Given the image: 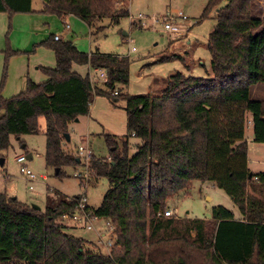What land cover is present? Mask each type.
<instances>
[{
  "label": "trees",
  "instance_id": "16d2710c",
  "mask_svg": "<svg viewBox=\"0 0 264 264\" xmlns=\"http://www.w3.org/2000/svg\"><path fill=\"white\" fill-rule=\"evenodd\" d=\"M41 1L42 12L77 15L90 28L106 16L118 21L130 15L127 0ZM33 2L0 0V13H32ZM221 2L209 0L201 16L216 9L207 77L178 71L155 92L128 94L129 57L86 53L50 35L40 43L55 54L54 67H40L47 79H29L25 91L8 98L1 85L0 152L9 149L12 137L39 133L44 117L46 163L59 176L82 163L78 150L66 149L65 134L89 114L95 95L126 100L129 134L121 144L106 135L109 158L93 154L89 160L94 179L110 183L93 210L114 226L111 251L90 249L92 241L60 221L76 211L80 196L50 193L46 207L37 209L0 191V264H264V172L249 169L246 138L250 120L255 141L264 143V100L251 98V87L264 82V28L257 31L262 21L253 16L252 0ZM75 64L103 68L108 80L93 84ZM130 135L141 141L133 155ZM194 181L225 190L240 217L222 205L213 207L208 220L159 215L170 200L188 195Z\"/></svg>",
  "mask_w": 264,
  "mask_h": 264
},
{
  "label": "rangeland",
  "instance_id": "374dc122",
  "mask_svg": "<svg viewBox=\"0 0 264 264\" xmlns=\"http://www.w3.org/2000/svg\"><path fill=\"white\" fill-rule=\"evenodd\" d=\"M208 2L209 0H127L124 4L129 8L130 15L118 21L106 16L89 28L79 16L68 17L67 22L72 29L64 39L73 41L86 53L100 51L129 57L130 80L124 86V92L132 95L155 92L164 86L170 75L178 71L194 76L210 75L211 54L207 43L216 23V9L207 18L201 19ZM226 2L227 0H222L220 6ZM121 6L120 3L117 5L118 8ZM33 8L32 13L12 16L0 13V87L3 84L2 95L5 98L25 91L28 79L45 81L47 76L40 67H54L56 64L54 51L40 43L51 34L64 31L62 20L57 15L42 12L41 0H34ZM172 10H181L187 17L178 21L182 29L179 34L164 30L161 20L153 22L154 18H160ZM140 13L144 15V24L136 21ZM252 13L262 21L257 28L259 31L264 28V0H252ZM134 21L139 26L133 25ZM133 47L135 50H132ZM167 56L170 58L162 60ZM74 70L84 76L89 73L90 78L97 79L96 83H103L98 72L88 65L75 64ZM251 98L264 100V82L251 87ZM126 107L125 99L105 94L95 95L89 114L70 125L71 138L66 140V149L76 152L80 145H88L95 156H109L106 135L115 137L121 144L123 137L129 134ZM251 123L249 120L246 129L248 166L252 173L264 172V143L255 141ZM39 125V133L25 134L20 140L12 137L9 149L0 152V158L5 159L4 164H0V191L18 197L21 201L37 204L42 209L46 207L50 193L67 198L86 195L89 206L97 208L110 187L109 181L105 177L94 179L89 171V183L86 185V182L74 175L76 171L85 173L83 161L76 167H65L63 176L57 175L56 169L46 163L44 117L39 118ZM129 140L130 155H133L141 141L132 135ZM23 144L25 147H22ZM30 153L33 158L27 159L26 163L38 176L33 182L22 175L17 161L20 155ZM30 184L34 185L33 189H30ZM218 205L239 213L232 197L212 181H194L188 195L169 201V208L175 210L176 216L181 218L211 219L212 209ZM102 223V220H96L94 225L100 228ZM72 227L74 228L70 230L74 235L96 240L94 230ZM110 235L111 233H106L105 239ZM96 246L94 243L88 245L90 249L98 250L100 247ZM101 250L105 251L103 247Z\"/></svg>",
  "mask_w": 264,
  "mask_h": 264
},
{
  "label": "built area",
  "instance_id": "2783aa9c",
  "mask_svg": "<svg viewBox=\"0 0 264 264\" xmlns=\"http://www.w3.org/2000/svg\"><path fill=\"white\" fill-rule=\"evenodd\" d=\"M164 18V21H163ZM144 19V15L143 14H139L136 21L138 22H142V20ZM184 20L187 19L186 15L184 14L183 11L181 10H172L170 12H168L165 15H162L160 18H154L153 22H159L160 20L163 22L164 24V30H166L169 33L172 34H179L181 33L182 29H181V24L178 22L179 20ZM143 24L145 22H142ZM66 28H70V24L66 23L65 24ZM55 39L59 40L61 39V35L57 34L55 35ZM132 50H135V48L133 47ZM98 72V76L103 80V82L108 80V76L107 73L105 71V69L103 68H96L95 69ZM91 82L93 84H95L97 79H92V77L90 78ZM113 95H117L118 91L114 90L112 92ZM78 154L79 157L81 159V161H83L84 165H85V173H82L81 171H76L74 173V175L78 178H81L83 180V182L88 185L89 183V160L91 158V156L93 155L92 150L89 148L88 145H80L78 147ZM27 159L28 157L26 155H20L17 158V161L20 164V172L22 173V175L30 182L36 181L38 179L37 174L27 165ZM1 174V173H0ZM30 189L34 188L33 184H30ZM159 215H163L166 217H170V216H174L177 215L176 211L173 210L172 208H168L166 211L164 212H159ZM96 220H102V225L100 226V228H96L94 225V222ZM60 221L63 222L64 224H68V225H73L75 227H83L87 230H94L96 233V240H94L95 244L98 247H103L105 249V251L110 252L111 249L115 246L116 242H115V236H114V226L113 224L106 220V219H101L99 217H97L94 213V210L91 206H89V204L87 203V197L86 195H81L79 198V201L77 203V207H76V211L73 213H64L62 214V216L60 217ZM106 233H111V235L105 239V235ZM96 246V247H97Z\"/></svg>",
  "mask_w": 264,
  "mask_h": 264
},
{
  "label": "crops",
  "instance_id": "0c3cea01",
  "mask_svg": "<svg viewBox=\"0 0 264 264\" xmlns=\"http://www.w3.org/2000/svg\"><path fill=\"white\" fill-rule=\"evenodd\" d=\"M70 16H72V14H68V15L64 16L63 18H61L62 23H63V26H64V31H62V32H58V33H55V34H51V35H54V36H55V35H57V34H60V35H61V39H64V37L67 35V33L70 32L71 29H72V26H71L70 23H69V24H70V28H66V27H65V24L68 23V22H67V21H68L67 18L70 17ZM82 20H83V19H82ZM89 28H90V27H89ZM0 37H1V36H0ZM64 40H65V39H64ZM42 67H43V66H42ZM46 67H49V66H46ZM28 80H29V79H28ZM31 80H32V79H31ZM35 82H36V81H35ZM250 122H251V121H250ZM251 125H252V123H251ZM16 139H17V140H20L21 138H16ZM247 141H248V139H247ZM30 154L32 155V153H30ZM26 156H28V155H26ZM32 158H33V155H32ZM32 158H31V159H32ZM106 158H109V156H107ZM193 183H194V182H193ZM193 183H192V184H193ZM170 208H171V207H170ZM234 213H235V212H234ZM235 215H236V217H238V218L240 217V213H238V214L235 213ZM72 226H73V225H72ZM90 241H92V243L95 242L94 240H90Z\"/></svg>",
  "mask_w": 264,
  "mask_h": 264
},
{
  "label": "water",
  "instance_id": "95a60500",
  "mask_svg": "<svg viewBox=\"0 0 264 264\" xmlns=\"http://www.w3.org/2000/svg\"><path fill=\"white\" fill-rule=\"evenodd\" d=\"M78 121H79V118L76 119V122H78ZM65 136H66V140L69 141L70 138H71V137H70V134H69V133H66ZM22 147H25V144H23ZM27 157H28V159H31V158H32V155H31V154H28ZM78 161H81V159H78ZM4 162H5V159H4V158H0V164L3 165ZM58 171H59V170L56 169V173H57ZM251 175H252V174H251ZM32 206L35 207V208H37V209H40V208H41L40 206H38L37 204H34V203L32 204Z\"/></svg>",
  "mask_w": 264,
  "mask_h": 264
}]
</instances>
